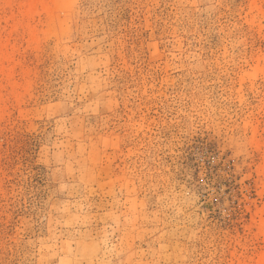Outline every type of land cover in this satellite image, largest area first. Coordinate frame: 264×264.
Instances as JSON below:
<instances>
[{
	"label": "rangeland",
	"instance_id": "obj_1",
	"mask_svg": "<svg viewBox=\"0 0 264 264\" xmlns=\"http://www.w3.org/2000/svg\"><path fill=\"white\" fill-rule=\"evenodd\" d=\"M0 264H264V0H0Z\"/></svg>",
	"mask_w": 264,
	"mask_h": 264
}]
</instances>
